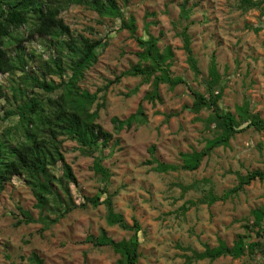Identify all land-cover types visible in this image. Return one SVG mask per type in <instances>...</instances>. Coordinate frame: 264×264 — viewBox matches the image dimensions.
I'll list each match as a JSON object with an SVG mask.
<instances>
[{
	"label": "rangeland",
	"instance_id": "rangeland-1",
	"mask_svg": "<svg viewBox=\"0 0 264 264\" xmlns=\"http://www.w3.org/2000/svg\"><path fill=\"white\" fill-rule=\"evenodd\" d=\"M117 1L126 19L135 18V34L121 28V18H100L85 6L73 5L61 15L74 33L106 42L79 85L97 93L92 111L99 107L96 122L112 133V139L93 154L84 153L75 140H65V160L76 182L64 176L61 161L52 167V172L69 187L74 206L57 222L46 224L40 220L37 198L22 175L6 183L0 191V264H32V252L44 258L46 264H114L118 254L110 246L95 245L92 238L102 230L115 240L128 238L133 232L109 225L105 205L95 207L86 200L101 194L103 188L113 193L115 208L128 223L132 224L134 218L140 221L138 264H264L259 251L240 258L195 257L196 252L217 246L220 241L232 245L239 234L246 232L244 225L252 222L253 210L264 204V181L259 178L228 199H218L213 204L204 200L212 194L223 196L253 170L264 171V130L244 124L229 146L216 148L197 170L180 168L182 153L200 151L215 135L213 126H207L213 110L192 109L193 91L208 96L205 79L213 54L222 75L220 107L236 113L237 106L248 102L250 112L264 119V0H252L259 4L250 8L244 7L242 0H190L193 11L190 19L183 22L179 21L182 0ZM186 24L200 75L190 67L183 48L181 31ZM149 34L160 38L161 49L172 48L170 74L183 81L174 88L161 83V99L154 102L145 98L153 90L151 80L123 74L139 63L136 36ZM24 45L43 60L57 53L54 47L37 39ZM20 74L9 77L0 73V82L6 86L16 84ZM117 76H121L120 81H116ZM51 78L56 83L61 80L58 76ZM47 93L37 88L30 95L46 98ZM1 102L3 117L7 104ZM140 103L145 119L138 118L131 127L117 129L114 119L128 118ZM17 120V116L0 119V128L13 127ZM95 161L109 169L107 179L96 173ZM158 163L179 168L161 171ZM22 211H29L39 220L18 224L19 219H24ZM252 235L247 242L256 238Z\"/></svg>",
	"mask_w": 264,
	"mask_h": 264
},
{
	"label": "trees",
	"instance_id": "trees-1",
	"mask_svg": "<svg viewBox=\"0 0 264 264\" xmlns=\"http://www.w3.org/2000/svg\"><path fill=\"white\" fill-rule=\"evenodd\" d=\"M189 3L190 0H182L180 4V22L191 17L193 7ZM258 4L259 1L242 0V5L246 8ZM73 5L88 7L96 11L100 18H121V28H128L132 34L136 32L135 18L130 16L126 19L117 0H0V73L9 77L21 73L16 84L6 86L0 82V108L1 100L7 104L3 117L0 111V119L5 120L12 116L18 118L13 127L0 128V191L5 189L6 183L14 176L22 175L37 198L40 220L46 224L57 222L74 206L71 204L69 187L52 172V167L61 161L64 176L69 181L76 182L72 167L65 160V140H75L84 153L93 154L112 139V133L96 122L99 107L92 111L98 98L97 93L79 85L87 69L97 62L98 49L106 42L103 38L73 32L61 16L63 11ZM188 28L189 24H186L181 31L183 48L190 67L195 74L200 75L202 71L191 45ZM36 39L45 46L54 47L56 55L47 60L37 58L35 51L24 45V42ZM136 39L140 46L137 52L139 63L123 74L141 75L146 81L151 80L153 90L147 93L145 98L151 102L160 100L161 83H168L174 88L183 82L181 78L172 77L170 74L174 53L170 46L161 49L158 45L160 38L153 34L147 37L136 36ZM33 63L35 65H32ZM51 76H58L61 80L56 83ZM120 79L121 76L116 77V81ZM205 83L208 86V96L193 91L195 99L192 109L197 112L203 107L213 110L207 120V126H213L215 135L206 140L200 151L182 153L184 161L180 168L185 170H197L203 159L212 151L221 146H229L236 133L245 128L244 124L254 126L259 131L264 130V119L250 112L248 102L237 106L236 113L220 107L219 101L223 97L222 75L214 54ZM37 88L47 91V97L30 95L31 91ZM138 118L145 119L142 103L128 118H115V127L129 128ZM157 166L161 171L179 168L177 165L165 163H158ZM94 169L105 179L110 176L109 169L99 161H95ZM258 178L264 181L263 170L256 169L247 173L241 177L238 186L228 190L223 196L212 194L204 200L213 204L218 199H228L237 194L244 185ZM86 200L95 207L105 205L109 225H118L133 232L128 238L115 240L102 230L98 237L92 238L94 244L112 247L118 254L114 264H138L142 242L140 221L134 218L132 224L128 223L124 215L116 210L114 195L107 188H103L101 194L86 197ZM46 211L56 216L52 218ZM22 213L24 219H19L18 224L39 220L29 211ZM252 215V222L244 225L246 232L239 234L232 245L220 241L217 246H206L205 250L196 252L195 257L210 260L222 256L240 258L247 253L253 255L257 251L264 257V204L255 208ZM253 233L256 238L247 242L246 238L252 237ZM29 260L32 264H46L37 252H32Z\"/></svg>",
	"mask_w": 264,
	"mask_h": 264
}]
</instances>
